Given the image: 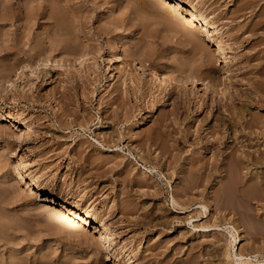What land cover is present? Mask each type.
I'll return each instance as SVG.
<instances>
[{"label": "rangeland", "instance_id": "obj_1", "mask_svg": "<svg viewBox=\"0 0 264 264\" xmlns=\"http://www.w3.org/2000/svg\"><path fill=\"white\" fill-rule=\"evenodd\" d=\"M197 1L198 14L214 18L220 33L212 39L204 33L203 47L193 41L192 48L164 0H0V264H228L217 241L229 233L198 226L217 217L224 222L228 210L238 211L230 220L239 229L235 249L257 254L253 264L264 262L260 188L238 198L233 193L244 192L242 183L243 191L230 189L221 202L211 196L213 180L182 190L193 156L216 155L218 146L208 151L205 144L222 116L216 105L240 89L264 95V0L172 5L185 12ZM214 39L226 43L233 59ZM47 60L61 65L36 66ZM150 67L174 75L175 87L155 84ZM186 74L218 87L178 85ZM117 93L123 102L112 100ZM241 101L229 110L246 119ZM7 110L17 118L5 117ZM115 113L117 122L110 119ZM243 129L237 133L245 136ZM24 169L44 189L81 197L102 220L70 231L75 214L59 215L41 203ZM172 194L190 204L187 210L171 211L180 209ZM200 204L213 212L208 221ZM102 225L117 252L100 238Z\"/></svg>", "mask_w": 264, "mask_h": 264}, {"label": "bare ground", "instance_id": "obj_2", "mask_svg": "<svg viewBox=\"0 0 264 264\" xmlns=\"http://www.w3.org/2000/svg\"><path fill=\"white\" fill-rule=\"evenodd\" d=\"M164 1H166L167 3H169L171 5L170 6L171 10L173 9V11H171V14L173 13V16H175V19H177L175 21H177L178 25L180 26V29L183 30L184 38L186 39L189 37L190 41H187V43L186 42L185 43L192 45L191 46L192 48L197 47L195 42L201 46L203 45V42H205L204 37H203L204 33L210 34L211 39L213 38L214 35L220 33V27L216 24V21L213 20L214 18L211 19L210 17H207L205 15L198 14L200 12V10L202 9V6H200V3L198 1L192 3L190 6H188L185 9V12H182L181 10L176 9V7H177L176 5H178V4H174V3L177 0H164ZM173 1H175V2L172 5ZM151 3H152V5H155V3H153V1ZM194 31H197V33H194ZM214 40H216L218 48L223 53V56L225 57V59L229 60L230 58H232V56L228 55L227 53H224L225 48H228L226 46V43H223L217 39H214ZM193 41H195V42H193ZM204 44H206V43H204ZM124 50H126V49H123V52H126ZM114 58L116 59L114 54L111 53V55L109 57V61L112 62V60ZM83 61H84V58H83ZM81 62H82V58L78 59V64ZM37 63H35V65ZM51 64L56 65V66L61 65V64H58V61L53 62V61L47 60V61H41L36 66L37 67L38 66L46 67V66L51 65ZM29 69H31L30 72L32 73L35 71L36 67L35 66L33 68L30 67ZM210 70H211V68H210ZM117 71H118V75L120 74L119 75L120 77H122L124 75V73L119 68ZM148 71H149L150 77L152 78V80H154V83L159 85V87H162L163 90L169 89L170 86L173 84L172 82L175 81V78L173 77L174 75L170 76L167 74L168 72L165 73L163 71H159V70H157V67H156V69L150 67L148 69ZM138 74L140 75L141 73L138 72ZM124 79L125 78H123L122 84L124 83ZM13 83H14V81L10 82L8 85L13 86ZM178 83H179L178 85L184 84V85L190 86V89L192 87H194V85L196 83L201 85L204 88V90L207 88L218 87V86H215L213 83H211V81H209V80H205L204 78H201L198 76H193L191 74H188L186 77L180 78ZM253 83H255V82H253ZM257 84H258V82H257ZM252 85H254V84H252ZM256 85L252 86L251 88L254 87L253 89H255ZM171 87L173 88V87H175V85H172ZM258 92L259 91L256 89L255 90L240 89L236 93L231 92V93H229V95H226V98H228V101H225L224 103H219L218 105H216V109H219V112H221L220 114L222 116L217 118V121H219V122L213 123V125L210 127L209 132H208L209 136L206 138L205 144H206V146H208V151L211 150V147L213 145L214 146L217 145L218 150L215 153L216 155L212 156L211 160H208L209 157L206 158L205 155L204 156H198V155L193 156V158L190 160V162L193 159L196 160L197 162L195 161L196 163H193V161H194L193 160L190 164L191 166L189 165V167H188L189 169H187L189 174H190V176H188L189 178L188 179L186 178L187 177L186 173L182 176L186 180V184H185L184 188H182V190L185 191V193H186V189L187 190L193 189L195 187H198L199 185H203L206 188L207 183H209V182L211 183V181L213 180L214 182H213V187H212L213 190L211 189L212 190L211 196H214L217 202H221L222 198L223 199L226 197L230 198L229 197V194H230L229 190L233 189L235 191V189L237 190L239 187L241 188L242 183H243V186L246 185L248 187L245 186V189L242 187L244 189V192H242L241 194L239 193V191L238 192L236 191L235 193H233V195L236 194L235 196H237L238 198L245 199L246 197H249V196L251 197L250 194H252V193H250V192H252L253 190L256 191L257 188L259 190V188H260L261 190H259V191H261V192H259L258 190H257V192H259L258 194L259 195L261 194L260 196H263L262 198H264V114L261 113L262 109L260 108V106L264 105V95L262 93L258 94ZM242 97L246 98V119H244V117L240 116L238 113H236V115H235L234 113L237 111L232 113L233 110H229V109H235V108L237 109V107L239 108L240 107L239 105L243 104L242 103L243 101H241ZM118 98L122 99L121 102H123V97L119 93L115 94L112 100H117ZM124 102H125V100H124ZM203 104L204 103H202V105ZM247 105L250 108H254L258 111H256L255 113L248 111ZM223 110L227 111L228 115L225 113V115L227 117L224 116V113H222ZM248 112H250V114ZM128 113H130V112L128 111ZM2 114L3 115L5 114V117H7V118H11V119L17 118V116H15L13 112L8 111V110ZM104 115H105V113H104ZM126 115H127V113H126ZM115 117H117L116 113L113 116V118H110V119L113 122H115V121L117 122V120H115ZM104 119H106V118L103 117V120ZM125 120H127V117ZM144 120L145 119H143V118L139 119L138 128H139V126L145 124ZM102 125L106 126V123H105V125L102 123ZM107 126H108V124H107ZM243 128H245V131H246L245 136L243 135L244 133H242V134L237 133V132H239L237 130H239V129H240V131L244 130ZM157 132L159 133V131H157ZM210 137H211V139H210ZM225 138L228 139L227 144L223 145L222 147L219 146L220 143L222 144V142L226 141ZM109 139L112 140L110 137H108L106 140H109ZM109 141H107V144ZM110 144H112V143H110ZM114 146H116V144ZM111 147H113V146H111ZM111 150H113V149H111ZM214 152H215V150H214ZM160 156L162 157L161 154H160ZM24 172L27 176H29L30 184L33 186V188H35L36 195L40 197L41 203L45 202L43 204L49 205V208L52 211L53 210L57 211V214H59V215L64 214L65 216H68V214H70V213L75 214V216H73L69 219L68 228L71 229V230L69 229L70 231H72V229L74 230V228H75V230H77V226L82 225L83 222L88 223L90 220H95L97 218L100 219V217L97 215V213L94 210H92L90 207L85 206L82 203L81 197L76 196L75 199H68V198L72 197L73 195L70 194L69 197H65L61 193H56L54 191L44 189L43 187L40 186L38 181L34 178V176L31 174V172L28 169H24ZM180 177H181V175H180ZM247 188L249 189V191ZM222 189L227 194L223 191H220ZM243 189L241 191H243ZM246 190L249 193V196L247 195L248 193L246 192ZM250 190H252V191H250ZM221 192H223V193H221ZM237 193H239V194H237ZM255 195L257 196V194H255ZM254 198H256V197H254ZM262 198H260V200ZM172 202H173L174 207L180 208V209H178L179 211H175V209L171 210L175 213H182L185 210H187V208L190 206V204L185 205L183 203H180L181 201H179L178 198L176 196H174L173 194H172ZM187 202H189V201H187ZM200 205L203 208V211L200 212L199 215L201 218L204 217L206 220L209 218V215L212 214L213 212L210 211L207 204H200ZM76 209L81 210V212L77 213ZM247 210L249 211L250 209H247ZM147 212L149 214L152 213L151 211H147ZM237 212H235L233 210L232 211L228 210L227 211V213L229 214L228 217L225 216L226 212H222L223 216H225L227 218V220L224 218L225 219L224 222L219 223L217 220V218H218L217 217L216 219H214L210 223L206 222V223L199 224L198 226L201 229H205V230H221V229H224V230H226V232L229 233L230 238L227 240L226 239L228 237L227 236L225 238L226 241H224V243H220L217 241V246L219 245L218 248L223 251V258L226 259L228 264H233V262H235L237 264H253L252 261L254 259L252 260L251 258H253V257L256 258L257 254H254V255H251V254L247 255L246 254V256H245L243 253L238 251L237 248L235 249L236 242L238 240H240V235L237 234L239 229H238V225L231 223L230 220L237 217V216L235 217V215H237L236 214ZM257 213H259V211H257ZM65 216H63V217H65ZM223 216H221L222 220H223ZM100 220H102V219H100ZM206 221H208V220H206ZM207 228H210V229H207ZM249 228H250V226L248 227L246 225V230H249ZM101 229L102 230H101V234H100L101 237L100 238L103 237L102 239L104 241L108 242L109 246H112L111 249H113V252H117V249L115 247H113V245H112V238H113L112 235L113 234L109 232V229L105 225H102ZM169 231H171V230L169 229ZM116 257H118V256H116ZM256 260L259 261L258 264H264V262L260 261L259 259H256Z\"/></svg>", "mask_w": 264, "mask_h": 264}]
</instances>
